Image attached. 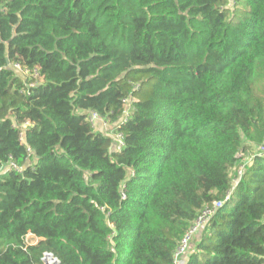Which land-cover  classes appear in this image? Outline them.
<instances>
[{"label": "trees", "instance_id": "1", "mask_svg": "<svg viewBox=\"0 0 264 264\" xmlns=\"http://www.w3.org/2000/svg\"><path fill=\"white\" fill-rule=\"evenodd\" d=\"M263 140L264 0H0V264H264Z\"/></svg>", "mask_w": 264, "mask_h": 264}, {"label": "built area", "instance_id": "2", "mask_svg": "<svg viewBox=\"0 0 264 264\" xmlns=\"http://www.w3.org/2000/svg\"><path fill=\"white\" fill-rule=\"evenodd\" d=\"M14 69L16 70V72L18 74H20L23 78L25 79H31L28 81V85L29 86H33L36 84L37 80V76H39V72L37 69L33 68L30 69L28 67H24L22 66L19 62H14L13 64ZM128 113H126L127 115ZM87 119L88 121L94 125L96 123V121H100L103 127L109 126L107 121L105 119H103L101 116L98 115V113L96 111H90L88 112L87 115ZM30 124V121L27 120L25 121L23 124L18 125L19 129H20V139L23 140V130L26 128V126H28ZM112 137L115 141H117L118 146L122 145V134L120 132H116L114 131V127L112 128ZM264 154V140L261 144H259L255 150L253 151V153L247 158V160H245L246 162L249 161L251 159V157L253 156V154ZM6 167L7 169L11 168L13 170H16L17 172H21L22 171V167L18 166L16 163H14L12 160H9L6 164H3L0 166V172H2L1 168L2 167ZM243 165H240V169L238 170V176L237 178L240 177V175L243 172ZM236 179H234L233 181L235 182ZM228 194V192L226 193V195ZM222 200H217L214 201L213 204L214 205H219L221 203ZM209 210H205L204 214L199 216L195 222L189 227V229L184 233V235L182 236V238L180 239L179 243L177 244V246L174 249L173 252V264H185V253L186 250L188 248V245L191 241V238L195 235L196 232H198L200 230V228L204 225V223L206 221H208L207 219L209 218ZM36 238V237H35ZM31 238L29 237V234H27L24 238L26 243H33L35 241L30 240ZM40 264H60V260L58 259V257L56 255H54L51 251H44L40 257Z\"/></svg>", "mask_w": 264, "mask_h": 264}, {"label": "rangeland", "instance_id": "3", "mask_svg": "<svg viewBox=\"0 0 264 264\" xmlns=\"http://www.w3.org/2000/svg\"><path fill=\"white\" fill-rule=\"evenodd\" d=\"M97 122V121H96ZM96 124V123H95ZM195 236V235H194ZM193 236V237H194ZM30 240H32V241H36L37 240V238H35V237H33L32 239H30Z\"/></svg>", "mask_w": 264, "mask_h": 264}, {"label": "crops", "instance_id": "4", "mask_svg": "<svg viewBox=\"0 0 264 264\" xmlns=\"http://www.w3.org/2000/svg\"><path fill=\"white\" fill-rule=\"evenodd\" d=\"M29 237L32 239V238L35 237V236L29 233Z\"/></svg>", "mask_w": 264, "mask_h": 264}]
</instances>
